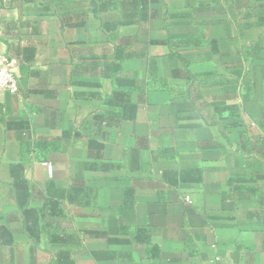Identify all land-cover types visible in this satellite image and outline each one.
Wrapping results in <instances>:
<instances>
[{
	"label": "crops",
	"instance_id": "0c3cea01",
	"mask_svg": "<svg viewBox=\"0 0 264 264\" xmlns=\"http://www.w3.org/2000/svg\"><path fill=\"white\" fill-rule=\"evenodd\" d=\"M0 53V264H264V0H0Z\"/></svg>",
	"mask_w": 264,
	"mask_h": 264
},
{
	"label": "built area",
	"instance_id": "2783aa9c",
	"mask_svg": "<svg viewBox=\"0 0 264 264\" xmlns=\"http://www.w3.org/2000/svg\"><path fill=\"white\" fill-rule=\"evenodd\" d=\"M18 61L9 58L0 53V91L16 93L18 91V83L16 79V69ZM48 169V174L51 175V167L47 163H43ZM188 200V199H186Z\"/></svg>",
	"mask_w": 264,
	"mask_h": 264
}]
</instances>
